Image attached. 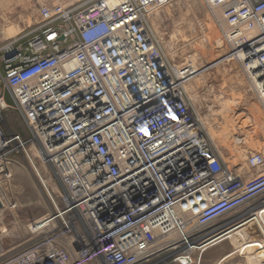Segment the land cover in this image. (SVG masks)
<instances>
[{"label":"built area","instance_id":"obj_1","mask_svg":"<svg viewBox=\"0 0 264 264\" xmlns=\"http://www.w3.org/2000/svg\"><path fill=\"white\" fill-rule=\"evenodd\" d=\"M167 2L47 1L37 28L1 48L4 264H198L202 244L264 214V154L244 174L226 163L185 91L198 71L155 34L150 11ZM204 2L264 109V0ZM23 168L41 216L21 215Z\"/></svg>","mask_w":264,"mask_h":264},{"label":"rangeland","instance_id":"obj_2","mask_svg":"<svg viewBox=\"0 0 264 264\" xmlns=\"http://www.w3.org/2000/svg\"><path fill=\"white\" fill-rule=\"evenodd\" d=\"M47 1L59 2L64 5L66 4L65 6H71L82 3L84 0H0V50L5 44L12 41L13 39L28 35L37 28L41 21L39 16L40 5ZM152 9L153 11H150L151 23L153 22L152 25L155 34L161 42L163 51L169 57L171 62H173L176 66H182L187 63L193 64L191 57L195 54H200L195 66L197 67L196 69L199 74L201 71H203L204 74H200L201 76L199 74L198 75L204 79L199 85V89L196 93L197 102L192 101L191 99V103L194 105V107H196V110L200 112L203 119L206 117L211 119L213 118L212 115L215 112L223 110V102H228V104H231L229 105L230 110L227 111V113L229 112L228 118L235 121V123H238L236 128L238 131H236L237 135L240 139L242 138L247 141L246 144L243 143L238 148L244 149L248 155L244 159L236 158L234 160H229L227 156H222L231 169L235 171L238 170V174L241 173V168H244V172L248 173L249 167L247 160L249 155L257 152L264 154V130L258 127L257 124L254 123L255 121H250L248 123L249 126L244 127L242 124V118L247 113H251L250 107L258 105L262 110V105L250 91L249 80L239 60L235 58L233 61H225L226 58L228 59L229 57H232V50L225 42L222 31L218 28L217 23L221 19L222 14L219 17L216 15L214 20L211 17V13H213V11L207 6V4H205L204 0H168L165 5H157ZM16 29L20 31L14 34ZM175 31L178 34V41H173L174 39L172 35L175 33ZM210 39L212 40L210 41ZM205 40L208 41L203 44ZM217 40H222L224 42V46L220 48ZM167 44L169 46H167ZM205 45L208 46L206 47ZM205 47L206 49L204 50ZM220 61H223V63L218 64ZM199 62L202 66L199 64ZM221 69L222 71H225L222 72ZM217 71L221 73H218ZM229 72L232 73L230 74ZM5 100L8 104L12 103L8 93L5 95ZM227 109L228 108H226V110ZM262 111L264 112V109ZM16 118L17 117L15 114H6V119L8 121L13 119L16 120ZM214 119L216 122L219 121L222 123L223 126L226 123L222 116L214 117ZM20 130L21 129L18 128V131ZM252 142L256 144V147H258L257 151L251 150L252 148L250 143ZM229 149L231 152H233V154L237 152L230 146V144ZM26 173L27 171L24 168L21 169L15 182V184L19 187L20 197L25 205L21 215L28 213L32 216H41L47 212V206L45 202L42 201L43 199L39 189L31 177ZM40 201H42V203ZM15 229L12 230L15 231L13 234L16 237L17 228L15 227ZM17 237L19 238L18 235ZM17 237L14 242L18 240V242H20V239H17ZM227 239L218 245H211L210 247H207L202 253H198L195 256L198 264H218L219 261L223 260V257L227 256L228 259L224 261L223 264H248L246 256L239 255L231 241ZM4 243L7 246V244L10 242L5 240ZM5 262L6 260H1L0 264H4Z\"/></svg>","mask_w":264,"mask_h":264},{"label":"bare ground","instance_id":"obj_3","mask_svg":"<svg viewBox=\"0 0 264 264\" xmlns=\"http://www.w3.org/2000/svg\"><path fill=\"white\" fill-rule=\"evenodd\" d=\"M40 3V2H39ZM74 3V2H73ZM66 5V4H65ZM163 5V4H162ZM165 5V4H164ZM166 9V8H165ZM151 11H153V9H151ZM213 13H211V17L214 19L215 16L217 15L218 17L221 15V9L220 8H217V9H213L212 10ZM210 12V11H209ZM151 13V12H150ZM154 13V12H153ZM156 13V12H155ZM168 14V13H167ZM215 14V15H214ZM161 15V14H160ZM186 15V14H185ZM184 16V15H183ZM210 17V16H209ZM210 17V18H211ZM151 18V17H150ZM162 19V18H161ZM215 20V19H214ZM187 21V20H186ZM158 22V21H157ZM30 23V22H29ZM32 23V22H31ZM153 23V22H152ZM207 23V22H206ZM156 24V23H155ZM218 28L221 29V25L223 24V21L220 19L218 21ZM214 25V24H213ZM26 26V25H25ZM158 26V24H157ZM186 26V25H185ZM217 26V25H216ZM155 27V26H154ZM211 27V26H210ZM183 28V27H182ZM195 29V28H194ZM20 30H17L14 31V34L19 32ZM194 31V30H193ZM195 32V31H194ZM190 33V32H189ZM187 34V33H186ZM191 34V33H190ZM217 34V33H216ZM173 41H178L177 39V36L178 34L176 33H173ZM209 36V35H208ZM160 37V36H159ZM162 37V36H161ZM181 40V39H180ZM186 40V39H185ZM212 39H210L211 41ZM165 41V40H164ZM208 41V40H205L203 44H205V42ZM217 43L219 45V47H223L224 46V42L222 40H217ZM200 44V43H199ZM211 44V43H210ZM190 45V44H189ZM167 46H169L167 44ZM171 46V45H170ZM206 47L208 45H205ZM173 47V46H172ZM206 47L204 48V50L206 49ZM170 48V47H169ZM175 49V48H174ZM179 49V48H178ZM171 50V49H169ZM172 52V51H171ZM173 53V52H172ZM180 53V52H179ZM182 53V52H181ZM202 54V53H201ZM204 54V53H203ZM239 54V57L242 59L243 58V54L241 52H238ZM172 55V54H171ZM183 55V54H182ZM188 55V54H187ZM199 55L200 54H195L194 56L191 57L192 59V68L195 70V72L197 71V67L195 66V63L196 61H198L199 59ZM174 60V59H173ZM204 60V59H203ZM232 59H225V61L229 62L231 61ZM177 63V62H176ZM186 63V62H185ZM223 63V61H220L218 62V64H221ZM183 64V63H182ZM199 64L201 65V63L199 62ZM235 64V63H234ZM233 64V65H234ZM202 66V65H201ZM216 66V65H215ZM223 67V66H222ZM226 67V66H225ZM228 67V66H227ZM235 67V66H234ZM200 68V67H199ZM205 68V67H204ZM209 68V67H208ZM227 70V69H226ZM222 71V69H221ZM225 71V70H224ZM222 71V72H224ZM233 71V70H232ZM218 72V71H217ZM218 73H221V72H218ZM230 74L232 72H229ZM199 74V72H198ZM197 74V75H198ZM200 74H204L203 71H201ZM199 74V75H200ZM211 74V72H210ZM216 74V73H215ZM227 74V73H226ZM196 76L192 81H189L188 83L185 84V91L188 95V97L190 99H192V101H195L197 102V96H196V93L199 89V85L201 84V82L203 81V77H200V76ZM236 76V75H235ZM206 77V76H205ZM233 77V76H232ZM208 78V77H206ZM210 78V77H209ZM235 78V77H233ZM240 78V77H239ZM225 81V80H224ZM244 81V80H243ZM229 83V82H228ZM204 84V83H202ZM238 84V83H237ZM229 88V87H228ZM223 89V88H222ZM226 89V88H225ZM238 90V89H237ZM248 90V89H247ZM231 91V90H230ZM229 91V93H230ZM236 91V89H235ZM243 93V92H242ZM222 94V93H221ZM247 95V94H246ZM225 96V95H224ZM245 96V95H244ZM250 96V95H249ZM246 97V96H245ZM229 98V97H228ZM240 99V98H239ZM252 99V98H251ZM220 101V99H219ZM234 101V100H233ZM231 103V102H230ZM261 104V103H260ZM229 105L231 104H228V102H223L222 106H223V110L221 111H217L215 112L212 116L213 118H209V117H206L204 118L205 120V125L214 141V143L216 144V146L218 147V150L220 151V153L224 156H227L229 158V160H234L236 158H239V159H244L246 158V156L248 155L247 152H245L244 149H239L238 147L245 143L247 141H245V139L241 140L238 135H237V124L238 123H235V121H233L232 119H229V115L227 113V111L230 110V107ZM222 108V107H221ZM226 108H228L226 110ZM215 109V107H214ZM232 109V108H231ZM248 109V108H247ZM211 110V109H210ZM209 110V111H210ZM262 110H263V106H262ZM261 110V108L258 106V105H254L252 107H250V112L251 113H247L246 115L243 116V120H242V124L244 127H247L249 126V122L250 121H255L254 123L257 124L258 127H260L262 130H264V116H263V111ZM245 114V113H244ZM206 116V115H205ZM222 116L223 119H225V125L223 126L222 123H220L219 121L216 122L214 117H220ZM231 118V117H230ZM219 120V119H218ZM239 121V120H238ZM241 122V121H240ZM239 122V123H240ZM251 124V123H250ZM243 127V128H244ZM241 128V127H240ZM237 131V132H236ZM249 138V136H248ZM225 142V144H224ZM230 146L235 149L237 152L233 154V152L230 151L229 149V144ZM250 146H251V150L252 151H257L258 150V147H256V144L255 143H250ZM250 152V151H249ZM224 153V154H223ZM235 164V163H234ZM233 166V164H232ZM245 167V166H244ZM244 168H241V173H246L244 172ZM249 178H252V176L248 177ZM264 199V198H263ZM262 198L260 200H258L257 202H253L250 206L252 205H255L259 202H261V200H263ZM42 200V199H41ZM44 201V200H42ZM42 201H40L42 203ZM39 203V202H38ZM45 205V204H44ZM43 207V206H42ZM45 207V206H44ZM255 218L252 219V223L249 224L248 226L246 225H243L244 227H238L236 229V231L234 232H231V233H226V234H223L224 235H227L225 237L223 236H216V237H212L210 240L206 241L204 244H202L203 246L202 247H205L207 245H209L210 243H213L212 246H215V245H218L219 243H221L222 241L226 240H230L231 243L233 244L234 248L236 249V252L239 254V255H245L246 258H247V262L248 264H264V241H257V240H254L256 235H257V229H256V225L259 224L260 227L263 229L264 231V214H260L259 212L256 214V216H254ZM256 219V221L254 222V220ZM239 220V219H238ZM15 229V227H13V230ZM16 230V229H15ZM253 243H258L257 246H255ZM201 246H199L200 248ZM228 259V256L227 257H223V260L219 261L218 264H223L224 261H226Z\"/></svg>","mask_w":264,"mask_h":264},{"label":"water","instance_id":"obj_4","mask_svg":"<svg viewBox=\"0 0 264 264\" xmlns=\"http://www.w3.org/2000/svg\"><path fill=\"white\" fill-rule=\"evenodd\" d=\"M2 208V205H1V203H0V209Z\"/></svg>","mask_w":264,"mask_h":264}]
</instances>
